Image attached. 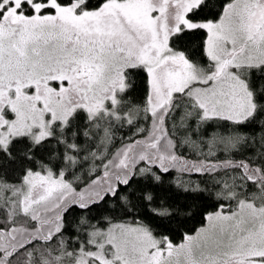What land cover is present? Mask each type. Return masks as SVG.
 Listing matches in <instances>:
<instances>
[{"label": "snow or ice", "instance_id": "snow-or-ice-1", "mask_svg": "<svg viewBox=\"0 0 264 264\" xmlns=\"http://www.w3.org/2000/svg\"><path fill=\"white\" fill-rule=\"evenodd\" d=\"M0 69V264H264V0H0Z\"/></svg>", "mask_w": 264, "mask_h": 264}, {"label": "rangeland", "instance_id": "rangeland-1", "mask_svg": "<svg viewBox=\"0 0 264 264\" xmlns=\"http://www.w3.org/2000/svg\"><path fill=\"white\" fill-rule=\"evenodd\" d=\"M63 19L64 22L69 25H75L77 22V18L71 13H69L68 16L63 17ZM11 62L13 64L16 63L15 57L11 58ZM17 70L21 80L30 84H35L37 86V91H42L45 97L54 93V89L48 85L49 80L70 79L74 81V74L66 73V71L61 69V66L58 63L53 61L23 62L17 65ZM38 98L40 97H34V99Z\"/></svg>", "mask_w": 264, "mask_h": 264}]
</instances>
